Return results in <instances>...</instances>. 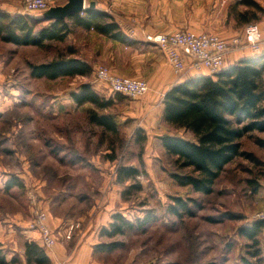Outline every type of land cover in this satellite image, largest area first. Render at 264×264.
<instances>
[{"label": "rangeland", "instance_id": "374dc122", "mask_svg": "<svg viewBox=\"0 0 264 264\" xmlns=\"http://www.w3.org/2000/svg\"><path fill=\"white\" fill-rule=\"evenodd\" d=\"M65 1L56 0L55 6ZM102 1L114 3L117 14L149 32L186 30L224 39L220 33L231 25L234 28L237 14L244 12L235 0ZM43 13L26 14L39 19ZM256 16L260 20L250 24L264 20ZM69 48L91 66L90 77L48 81L30 75V66L66 58ZM126 52L122 44L74 26L63 42L42 48L0 41V223H26L31 231L36 210L45 212V224L55 242L45 250L62 248L55 264H242V258H248V242L238 236V230L264 212V149L256 142L264 140V132L254 131L240 140L241 151L252 154L261 166L235 158L208 196L177 185L170 174L180 171L164 156L159 136L188 135L163 122L164 90L157 95L150 88L151 60L138 57L139 62L126 64L125 57L131 56ZM100 67L118 76L141 78L149 91L137 99L114 94L96 80L94 70ZM85 83L100 98L112 100L110 108L96 112L112 116L117 135L90 122L91 105L77 107L72 102L70 94ZM137 130L146 137L142 143L136 140ZM120 167L137 168L136 181L118 184ZM13 178L23 187L5 191L6 182ZM250 180L260 185L256 192ZM136 183L141 190L123 197V190ZM172 196L194 199L201 209L182 219L167 215ZM146 212L152 220L145 227L113 238L100 236L102 229L109 228L112 214L134 222ZM90 237L92 248L87 251L83 241ZM259 240L260 264H264V232Z\"/></svg>", "mask_w": 264, "mask_h": 264}, {"label": "trees", "instance_id": "16d2710c", "mask_svg": "<svg viewBox=\"0 0 264 264\" xmlns=\"http://www.w3.org/2000/svg\"><path fill=\"white\" fill-rule=\"evenodd\" d=\"M236 5L246 8L236 16L245 25L259 21L257 14L264 15V11L253 0H237ZM250 11H253L251 17ZM43 22L48 24L40 26ZM71 26L93 31L120 44L130 43L114 18L95 7L88 8L81 14L71 15L63 21L32 18L26 13L13 15L0 10V41L16 46L42 48L46 43H61L71 33ZM68 52L66 58L30 66V75L48 81L90 77L91 66L75 57L73 49L69 48ZM70 97L77 107L91 105L94 108L89 112V120L93 125L110 134H118L112 116L99 115L96 112L110 108L112 100L100 98L90 83L82 84ZM162 105L163 122L188 135L163 134L159 137L164 156L172 160L180 171L170 174L177 185L190 187L192 192L208 196L213 193V186L221 172L235 158L240 157L253 164L262 165L252 154L241 151L240 140L248 133L264 132V54L241 59L213 76L186 79L164 94ZM136 132L139 135L137 142H144L146 137L142 131ZM256 142L264 149V140ZM138 175L135 167H120L116 182H135ZM249 183L253 185V192L260 187L256 180H250ZM22 187V183L13 178L6 182L5 191ZM132 190L139 191L141 186L136 183L126 187L122 196H128ZM169 201L165 213L179 219L193 217L195 211L201 209V204L191 198L172 196ZM150 215L146 212L142 218L131 222L120 213H114L111 215L109 228L102 229L100 236L113 238L127 231L143 228L151 222ZM262 232L264 221L257 220L238 230V236L248 242V258L243 257L242 264L261 263L259 236ZM25 254L29 263L47 262L43 252L34 244L26 246Z\"/></svg>", "mask_w": 264, "mask_h": 264}, {"label": "built area", "instance_id": "2783aa9c", "mask_svg": "<svg viewBox=\"0 0 264 264\" xmlns=\"http://www.w3.org/2000/svg\"><path fill=\"white\" fill-rule=\"evenodd\" d=\"M22 3L24 13H43L54 7L56 0H22ZM128 32L133 34L130 29ZM263 32L264 20L248 24L243 29L242 38L235 37L230 41L222 40L211 34L193 33L186 30L145 35L144 41L160 49L175 77L181 78L188 69L213 76L225 68V57L228 52L243 48L257 52L263 40ZM94 76L112 93L129 99H137L149 91V85L145 80L118 76L106 68H96ZM30 204L32 207L36 206L33 197ZM46 218L45 212L36 210L30 229L38 233L43 248L50 250L55 242L45 224ZM254 219L264 221V212L256 215Z\"/></svg>", "mask_w": 264, "mask_h": 264}, {"label": "crops", "instance_id": "0c3cea01", "mask_svg": "<svg viewBox=\"0 0 264 264\" xmlns=\"http://www.w3.org/2000/svg\"><path fill=\"white\" fill-rule=\"evenodd\" d=\"M1 1V0H0ZM9 3H1L0 10L6 11L10 14H20L24 13L21 10V0H18L20 3H15L16 0H7ZM88 2L93 1L95 3V8L100 11H104L110 14L115 22L118 24L121 32L128 38L130 41L129 44H122L123 48L127 50V54H131V56H126L127 59L126 64H134L140 61L138 57H148L151 60V70L153 78H149L151 83L150 88L152 90H156V94H159V89H163L164 91L161 93L162 98L164 94L174 85L181 83L182 81L197 77V76H205V72L196 73L193 70L188 69L187 72L181 77L177 78L174 76L169 65L166 64L164 56L160 49L156 46L148 44L144 41V36L148 33L158 34L163 33L159 32H149L148 28L143 29L142 26H137L132 23L130 18L123 17L117 14L116 10L113 9L115 7L114 3L105 4L102 0H87ZM258 3L259 7L264 11V0H253ZM67 2V0L65 1ZM237 0H235L236 5ZM240 6V5H237ZM242 7V6H240ZM244 11L246 8H244ZM261 16L263 14H260ZM264 16V15H263ZM224 23H226V17H224ZM236 18V17H235ZM235 23V27L229 25L230 27L224 32L220 33L222 37L220 38L225 41H230L231 38L241 37L243 35V31H241L245 24L242 21L237 20ZM236 29V28H240ZM80 28V27H77ZM82 29V28H80ZM128 29L133 31V34H129ZM239 30V31H238ZM90 32V31H89ZM262 42L259 45V49L257 52H252L250 49L243 48L238 51H230L227 53L225 57V68H228L238 62L241 59L245 58H253L259 55L264 54V32L262 33ZM136 55V56H134ZM130 78V77H129ZM138 79V78H134ZM141 79V78H140ZM103 87H106L104 83H100ZM150 89V91H152ZM163 100V99H162ZM162 100L160 104V108L163 110ZM160 137V136H159ZM111 219V218H110ZM5 225V226H4ZM2 225L0 223V264H36L33 261L27 262L26 257V246L30 244H34L39 250H41L44 254L46 263L43 264H55L62 253V248L60 246H56L53 251L48 252L42 247L41 241L38 237L37 232L29 231V227L26 226V223H16L15 221L9 220V222L4 223ZM90 238L83 241L85 250L89 251L92 248V245L89 244ZM78 257V256H77ZM79 258V257H78ZM78 258H75L74 261Z\"/></svg>", "mask_w": 264, "mask_h": 264}, {"label": "water", "instance_id": "95a60500", "mask_svg": "<svg viewBox=\"0 0 264 264\" xmlns=\"http://www.w3.org/2000/svg\"><path fill=\"white\" fill-rule=\"evenodd\" d=\"M93 1L86 2V0H67L64 5L54 6L42 14V18L46 20H60L63 21L67 17L74 14H81L88 8H94Z\"/></svg>", "mask_w": 264, "mask_h": 264}]
</instances>
